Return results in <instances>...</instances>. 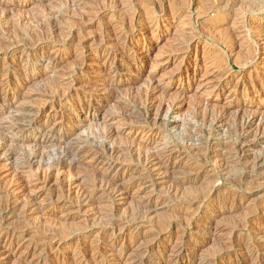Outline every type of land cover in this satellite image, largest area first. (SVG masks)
I'll return each mask as SVG.
<instances>
[{"label":"rangeland","instance_id":"1","mask_svg":"<svg viewBox=\"0 0 264 264\" xmlns=\"http://www.w3.org/2000/svg\"><path fill=\"white\" fill-rule=\"evenodd\" d=\"M231 1L237 2L233 10ZM1 2L9 12L4 16L0 7V57L2 50L18 42L22 47L6 56V62L17 67L29 37L35 41L26 52L40 46L51 57L23 63L31 79L24 83L25 76L19 75L11 80L22 94L12 107H0V129L14 126L12 117L21 118L17 113L30 109L26 111L29 118L45 125L46 133L70 134L74 140L64 146L41 144L39 136L14 128L18 151L37 150L39 158L28 166L20 156L0 157V205L9 202L22 211L30 208L29 219L20 210L16 219L6 212L10 218L2 228L14 231L19 239L0 264H137L142 251L150 247H155L158 256H151L146 264H168L160 256L166 261L171 254L161 250L183 241L205 256L215 255L227 242L236 243V248L223 251L230 254L219 264L246 254L255 241V229L264 231V224L256 220L264 215V169L247 170L248 179L238 176L262 153L264 140H260L263 145L247 150L242 161L224 169L216 168L209 154L219 150L213 145L221 139L234 142L238 120L253 119L252 139L259 134L264 120V37L259 36L264 31V0ZM243 18L252 20L250 30ZM107 46L112 51L127 47L122 66L106 69V75H115L113 79L96 77L88 70L106 62L99 56ZM227 73L232 75L230 82ZM258 74L260 84L251 89L250 81ZM6 77L1 74L0 80ZM85 95L105 100L96 112L81 110L82 100L88 99ZM147 97L158 102L182 101L183 107L177 114L166 113L157 125L144 126L140 105ZM222 111L227 113L225 124L219 130L210 128L209 114ZM104 130L114 133L113 142L132 147L137 154H166L168 146L182 149L184 156L175 160L180 165L167 182L161 180L153 189L141 186L144 173L137 170L136 160L121 159L109 174L90 154L71 165L65 152L75 148L99 151L105 144ZM186 177L199 179L184 189L171 185ZM102 178L117 187L130 186V194L110 200ZM89 194L95 201L82 205L80 197ZM150 195L158 202L155 211L134 223L139 230L120 234L122 227L133 224L129 223L131 213ZM3 214L0 211V217ZM201 228L207 232L203 236ZM224 228L223 234L217 232ZM52 229L62 235L44 239ZM5 241L7 236H0V246Z\"/></svg>","mask_w":264,"mask_h":264},{"label":"bare ground","instance_id":"2","mask_svg":"<svg viewBox=\"0 0 264 264\" xmlns=\"http://www.w3.org/2000/svg\"><path fill=\"white\" fill-rule=\"evenodd\" d=\"M36 1L41 3V1H43V0H36ZM221 1L223 2L226 0H221ZM0 2H1V0H0ZM1 3H0V7H3L2 12H3L4 16H7L9 11L3 5H1ZM236 5H237V2L233 1L232 5H231V9L233 10ZM242 23L246 24L247 25L246 27H248L249 30L253 26L252 20H249V19H247V20L244 19L242 21ZM259 36L264 37V31ZM29 38L24 40V45L22 44L23 48H24L23 54H25V56L23 57V59H21V62H19V65L17 67L11 66V64H8L6 62V56L11 54V53L18 51L22 46L19 45L17 42V43H13L10 46L6 47V50H2V52L4 51V54H3L2 58L0 57V75L6 73V76H7L5 79L0 80V105H1L0 107H2V108L12 107L16 103L15 99H18L19 97H21V94H22L21 93L22 91L15 90V88H13V82L11 80H13V78H16L15 76H19V75L25 76V78L23 80L24 83H27V81H29L31 79V75L27 72V70H25L23 63H25V62L27 63V60L32 59V58H38V60H40V59L44 60L47 57H51V53H46L44 51H40L39 50L40 46H37L32 51L26 52L25 50H27L30 47L31 42L35 41V40L32 41V39H29ZM119 39H121V38H119ZM119 39L117 37V41ZM253 39H256L255 35L253 36ZM45 40H47V38ZM37 43H38V41H37ZM33 44H35V43H33ZM42 48L43 47L41 44V49ZM125 51H127V47L125 48V46L119 48L118 51L109 50L108 46L105 47L102 50L101 56H99V57L102 58L104 56L106 58V62L103 64H99L98 67L93 69V70H90V68H89L88 69L89 74L95 75L96 77H100L102 75L109 77L108 75H106L107 67H110L111 69H115V70L120 68L122 66V59L125 55ZM100 52H101V50H100ZM2 59H3V62H2ZM260 76H261V74L260 75L258 74V76L256 75V77L252 78L253 82L250 81V83H252L250 86L251 89L259 86V84H260L259 82L261 81ZM114 77H115V75H113V77H109V78L113 79ZM225 77H226V80L228 82H230L232 75L230 73H227V74H225ZM247 83H246V85H245V83L243 85L247 86ZM85 96L88 99L89 98L90 99L86 100L84 98V100H82L83 104L80 106L81 110H88V111L92 110L93 112H96V109L100 108L99 105L102 104L105 100L104 97H102V96H98L95 99L92 96H87V95H85ZM91 98H93L94 101H92ZM156 100L154 98L152 99L151 97H147V99L144 100V102L140 105L141 106L140 107V111H141L140 117H141V119L143 118L142 120L144 123H142V124L144 126L148 125V124L157 125V123L158 122L160 123V121H162V119L168 114V112H173V113L177 114L180 112V110L183 107L181 105L182 101L181 102L176 101V100L167 101L165 99V100H161L160 102H158ZM15 107H16V105H15ZM11 110H13V109H11ZM24 110L25 111H20L17 113L18 115H21V118H17L16 115H14V116L12 115L13 116L12 119H13L14 124H15L14 126L4 127L3 129H0V157L7 156V153H10V156L12 159L18 158V157L15 158V156H20V157L26 158L24 164H27L28 166H32V165H34V163L38 162L39 154H38L37 150L32 149V150L27 151V152L18 151L20 142L18 141V138L15 134V130H14L15 127L17 130H19L20 132H23L25 134H33V135L39 136V138H40L39 142H41V144L44 142H49V143L50 142H56L59 145L64 146V145H67L69 143H72V141L74 140L73 138H71L70 134H64L61 136H57V135L53 136L50 133H46V131L44 129H42V128H44L45 125H43L37 119L31 120L29 118V114L26 111H28L30 113V109H24ZM9 114H10V112H9ZM122 116L125 117L124 115H122ZM138 116H139V113H138ZM226 117H227L226 111H222V112H218V113H210L207 121L209 122L210 128L219 130V128L225 124ZM253 123H254L253 119L240 120V121L238 120L236 122V128L234 131L235 134L233 135L234 136V142L227 141L226 139L221 141L222 140L221 139L217 144L216 143L214 145L212 144L216 148H219L218 151L210 152V154H209V155H211L212 159L214 160V163H215L214 165L216 168L224 169L226 166H228L230 163H232L234 161L240 162L243 159L242 156L245 157V153L247 152V150H253L255 145L256 146L257 145H263V142H261L260 140H264V120H262V122H261V128H260L259 134L257 133L256 135H254L253 139H252L250 130L253 127ZM158 126H160V125H158ZM43 131H45V132H43ZM103 133H104L103 137L105 139V144H104V146H102V148L99 151H93L92 150L93 151L92 152V151H88V150L83 149V148H75L74 150L72 149L73 151H71V152H69V150H68V152H65L67 155L66 157L71 158V165L81 163L83 161L85 155L90 154V156H93L98 162H101L105 167H107L106 172L109 174V172H112L114 169H116L117 162L120 161L121 159L125 160V158H128V159H130L129 161L136 160L137 170L141 169V172L144 173V175L140 177L141 178L140 181L142 183L141 186L142 187L143 186H149V188L151 187L153 189V188H157L159 186V184H160L159 181L166 179L165 181L167 182V179L169 178V176H171V174L180 165V163L175 162V160L178 157L184 156L182 154V151H181L182 149L177 150L175 148H169L168 146H166V149H168V153H166V154H159L156 152H151V153H146V154H143V152H141V153L137 154L132 147L121 146V145L113 142L114 133L112 131L104 130ZM186 141L187 140H185V142ZM250 142H252V144H250ZM207 143L210 144L211 142H207ZM248 144H250V145H248ZM212 145H209V146H212ZM38 146H40V145H36L35 148H37ZM188 146H189V144H188ZM182 148L184 149V146ZM189 153H191V152H189ZM25 154H27L28 156L25 157ZM125 161L127 162L128 160H125ZM120 166H121V164H120ZM263 169H264V150L252 162L247 163V169H244L242 174L238 177H240L241 180L243 179V177H245V179L246 178L248 179L250 176L247 173V170L256 171V170H263ZM107 173H105V174H107ZM106 178H111V177H106ZM102 179L103 180L102 181L100 180V181L103 183V185H102V187L104 188L103 190L109 191L108 194H109L110 200H115V199L122 197V196L127 197V195L130 194V191H131L130 186H128V187H125V186L124 187H117V186H115V184L113 182H110L111 180L109 181V180L104 179V178H102ZM196 179H199V178L193 179L190 177H186L184 179L173 180V181L171 180L172 183L169 180V182L171 183V185L174 184L176 187L177 186L183 187V186L189 184L191 181L196 180ZM238 182L240 183L239 179H238ZM102 183H100V184H102ZM135 185H137V184H135ZM171 185H170V187H171ZM94 187L97 188V187H99V185L96 186V184H95ZM102 187L100 186V188H102ZM167 189H169V187ZM183 189H184V187H183ZM172 190H169V191H172ZM174 190H173L174 192L178 191V189H177V191H176V189H174ZM81 198L83 199L81 204L85 205V206H88L93 201H95L94 196L91 194H89V196H88V198L90 199L89 201H88V198H86L85 196L80 197V199ZM163 201H165V200H163ZM83 203H86V204H83ZM143 203L144 204L141 203L142 205H140L141 206L140 208L136 209L133 213H131V214H133V217H130L129 223L133 222V224H130L126 228L122 227L120 229V234H123L124 236H126L128 233H131L132 230L133 231L135 229L139 230V229H137L138 225H135V224H138V221L142 220V218H147L149 215H151L155 211L154 204H158V202H156V198H154L153 195H150V197L145 198V200H143ZM64 206L65 205H63V207ZM217 206H219V205H217ZM210 208H212V207H210ZM19 210H20V212L23 213L24 219H29L30 208L22 211V209H20V208L16 209L15 207H12V204L9 202L4 203V205H0V211H2L4 213L0 217V236H7V240H8V241L4 242V246H0V258L2 256L4 257L5 255H7L10 252V251H8V249L9 248L11 249L13 247V245L19 239V236L14 231L9 232V231H5L2 228L3 224H5L6 221H8L10 217H11L10 219H13L15 217H17V218L20 217V215L18 214L19 212H17ZM6 212H8V214H10L11 216L8 217V214H6ZM23 217L21 216V218H23ZM256 220L259 221V224H262V223L264 224V215L259 216ZM19 222L21 224V222L23 223V220H21ZM120 225L122 226V224H120ZM114 226H118L117 223L114 224ZM114 228L117 229L118 227H114ZM132 228H134V229H132ZM50 231H52V232L48 236H45L44 239L45 238H53L54 239L57 236L62 235V232H60L59 229H52ZM218 231H219V233L223 234V232L225 231V228H224V230L221 229V230H217V232ZM108 232H109L108 230H105L103 233L107 234ZM206 233L207 232H206L205 228L200 229V235L203 236ZM255 235H256L255 241L250 246V248L246 251V254L241 255V256H237L233 262H231V263L228 262L229 264H264V259L261 258V251L264 249V231L262 229H259V228L255 229ZM141 239H142V235L140 237L136 238V240L133 242L132 245L136 244ZM227 243L228 244L225 243L226 245H223V247L221 246V248H219L220 250L217 251V252H219L218 254L216 252L215 255L212 254L211 256L201 255L199 252H197L194 249V245H192L193 247H191L190 244L186 241H183V242L178 243V244L170 243V244H166L163 247V249L161 250V252L170 253L171 254L170 258H168L166 261H164V258L162 256H160V258L162 259L163 262H166L168 264L171 262H175L178 264L184 263V262H188V264H219L222 260H225L226 256H228L230 254L229 252L224 253L223 251H225L227 249L229 250V249L236 248V246H237L236 243H233L231 241L227 242ZM132 245H129V246H132ZM238 245H240V244H238ZM127 246H128V244L126 245V247ZM157 248H160V247H157ZM154 251H155V247H150V248L144 249V251H142V253L140 255L141 256L140 260L137 261V264H146L147 259L151 258V256H153V255L158 256V254L156 255ZM220 252H223L224 254H221ZM133 263H135V260Z\"/></svg>","mask_w":264,"mask_h":264}]
</instances>
